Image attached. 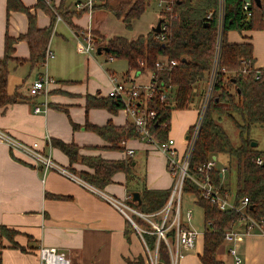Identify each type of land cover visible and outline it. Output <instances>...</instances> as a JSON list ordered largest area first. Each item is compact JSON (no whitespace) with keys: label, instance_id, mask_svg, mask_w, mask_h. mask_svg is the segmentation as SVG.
<instances>
[{"label":"crops","instance_id":"1","mask_svg":"<svg viewBox=\"0 0 264 264\" xmlns=\"http://www.w3.org/2000/svg\"><path fill=\"white\" fill-rule=\"evenodd\" d=\"M50 1L57 6L61 0ZM81 1L67 0L66 4L72 5L71 11H76L75 3ZM21 2L35 14L39 27L50 24V16L40 6H36L39 0ZM6 4V0H0V56L4 53L6 33L11 37H18L28 27L27 15L12 10L7 13ZM158 8L160 11L159 6ZM102 16V13L93 10L81 14L74 12L69 21L63 16H60L59 21L55 19L49 42L54 57L48 60L45 67L30 65L25 41L17 40L14 43V57L20 61L9 64L8 91L12 92L17 85H21L18 92L24 98L0 109V130L24 143L37 141L43 154L75 178L56 170H44L26 155L12 151L0 142V226L14 231L13 241L18 245L12 246L9 238L0 231V264H39L40 246L64 252L71 264H138L140 257L147 264L143 237L128 221L127 216L106 200L104 195L122 201L131 209L139 210L137 201L132 200V191L140 193L143 186L156 190L169 189L173 184V177L167 167L165 153L157 149L155 144L137 136L116 143L86 127L87 123L98 126L110 123L121 129L133 125V118L124 107L109 110L88 106V97H107L112 87V76L122 77L126 85H135L146 93L144 88L151 83L153 77L151 70H144L149 75L147 81L142 83L138 78L143 72H129L128 64L124 71L117 72L119 67L113 64L117 58L107 57V51H102L99 55L95 47L94 50L85 52L73 40H70L69 45L68 38L71 34L77 36L79 32L89 31L90 27H96L99 34L109 37L110 33L102 31L105 29ZM137 20L132 23V28ZM153 26L155 25L151 28ZM54 35L60 36L56 43L52 40ZM227 40L234 43L249 41L252 44L254 67L264 69V28L232 30L227 33ZM43 72L55 80L46 99L40 95L31 96L27 91L31 82ZM205 87L204 82L196 84L190 107L171 112L167 137L174 140L178 159L183 154L188 130L196 121ZM43 100H47L48 109L45 112H34V106L40 105ZM52 139L74 145L76 159L70 160L64 151L52 145ZM128 150H133V154L129 155ZM82 158L124 163L130 161V172L116 171L110 182L98 188L81 179L80 172L92 174L95 171ZM215 160L221 161L219 168H226L227 157L220 156ZM222 175L226 182L225 172ZM188 211L191 212L189 218ZM129 214L134 220L138 218L132 212ZM180 215L182 227L195 230L197 236L192 248L178 246L175 264H202L200 256L203 253V232L198 233L199 226L192 223L190 208L182 213V200ZM244 229L243 221L234 223L231 228V231L237 233L234 240H224L218 247L216 255L223 264H237L236 256L240 259L238 264H264V235L257 228L248 233ZM230 249H235L236 255Z\"/></svg>","mask_w":264,"mask_h":264},{"label":"trees","instance_id":"2","mask_svg":"<svg viewBox=\"0 0 264 264\" xmlns=\"http://www.w3.org/2000/svg\"><path fill=\"white\" fill-rule=\"evenodd\" d=\"M66 1L61 0L59 5L55 6L53 2L50 4V0H39L36 6L45 10L51 19L47 27H39L35 14L21 0H6L7 13L11 10L24 12L28 17V27L26 32L18 37H11L7 33L5 35L4 53L0 56V109L3 110L9 104L24 98L18 92L21 85H17L12 92L8 91L9 64L20 61L14 57V43L17 40L26 42L29 50L27 61L30 65L41 67L45 61L57 15L69 21L74 12L81 14L94 10L102 15L108 12L120 19L126 29H131L132 23L143 14L149 3L158 0H93L91 6L85 5L76 11H71L72 5L66 4ZM163 1L167 4L164 5L170 8L169 10L160 8L159 11V16H162L166 25V28L159 32L164 35V39L159 38V33L149 30L146 34H138L131 38L113 35L108 38L106 45H103L108 47L107 57L124 58L127 61L129 72L152 71L151 95L142 92L136 106L143 111H154L155 117L148 127L160 143L168 139L172 110L189 108L194 97L195 85L199 82L206 85L208 83L214 64L218 9V0ZM243 4V0H224L221 49L212 95L190 157L188 176H185L182 187V193L193 194L195 203L203 211L204 244L200 256L202 264H223L217 258V249L224 242L225 234L231 231L233 224L241 220V214L234 209L221 210L212 204L202 194L191 176L199 179L207 175L209 182L217 187L221 195L230 196L229 176L234 172V204L239 205L246 197L248 203L244 212L261 225H263L261 221L264 220V148L259 149L251 145L252 141H256L251 135L252 128L259 126L264 131V69L254 67L252 44L249 41L234 43L227 40V33L232 30L264 28V0H260L259 5L250 0L249 16ZM208 13H211L210 17H207ZM69 24L75 28L71 22ZM83 32L87 33L95 47L101 46L98 45L100 34L96 27H90L89 31ZM161 61L163 66L157 67L156 63ZM171 61L175 63L171 65ZM161 96L164 98L161 99ZM88 106L113 110L123 107V103L108 96L98 99L88 97ZM223 116L229 118L235 126L238 133L237 144L231 142L220 124ZM86 127L116 143L138 135L132 124L128 125L127 129L116 128L110 123L103 126L87 123ZM191 130L192 128L188 130V135ZM51 143L64 151L70 160L76 159L74 145L57 139H52ZM213 156L228 158L224 169L226 182L223 180L224 175H220L221 168L217 166L210 170L198 169ZM82 159L95 171L92 174L80 172L81 179L98 188L110 182L114 172L119 170L128 174L130 172V161L124 163ZM257 159H261L262 162L257 163ZM167 167L170 171L169 164ZM170 173L174 177V174ZM170 191L171 188L156 190L143 186L140 189L139 211L154 213L160 210L166 203ZM135 222L145 229H151V226L141 218H135ZM0 231L9 238L12 246L18 247L13 241V230L0 226ZM166 236L173 243L175 229H170ZM142 237L147 247L153 250L156 235L142 233ZM138 264H144L143 258H139ZM157 264H171L169 249L163 240L158 242Z\"/></svg>","mask_w":264,"mask_h":264},{"label":"built area","instance_id":"3","mask_svg":"<svg viewBox=\"0 0 264 264\" xmlns=\"http://www.w3.org/2000/svg\"><path fill=\"white\" fill-rule=\"evenodd\" d=\"M93 0H87L85 2H77L75 4L76 9H80L81 7L87 5L91 6ZM158 6L160 8H165L169 10V6H166V2L163 0L157 1ZM250 2H245L243 4V8L246 10L247 15H250V11L248 9ZM166 4V5H164ZM223 14H224V0H218V9H217V36L215 41V51H214V64L209 76L208 83L206 85V89L202 98V102L200 108L198 110L197 118L195 123L192 126V130L190 134L186 136L185 140V148L182 156L178 159L177 151L174 146V140L168 138L165 142H158L152 133L149 130L148 124L155 117L154 111H143L138 109L136 106L139 101L140 94L142 91L135 85H126L122 77H111L112 87L107 93L108 97H113L120 100L123 103L124 109H126L133 118V125L135 131L137 132V137L148 142L153 143L157 146L161 152L165 153L168 164L170 167V172L174 174L173 184L171 186V191L169 197L164 204V206L154 212V213H143L139 210L131 209L122 201H119L111 196L104 195V198L108 200L111 204H113L121 213L127 216L128 221L133 225L136 231L142 236V233H151L156 235V244L153 250H150L144 239V245L146 248V259L147 264H157V248L159 240H163L168 246L170 253L171 264H175L176 258L178 255V246L182 245L186 248H192L194 246V242L197 236V232L193 229H184L181 224V215H180V206L182 200V187L185 176H188V164L190 161V157L192 155L199 130L202 126L207 107L212 95L213 84L215 81V75L217 71V64L219 61L220 49H221V41H222V27H223ZM211 13L207 14V17H210ZM61 20L59 15L56 16V21ZM166 25L164 23L161 24V29H165ZM159 38L164 39V35L159 33ZM87 40L89 44L84 48V50L80 46V50L85 52H90L95 49L91 38L87 35ZM54 57L52 50L48 47L45 54V61L43 62L42 67H45L48 60ZM175 62L171 61L170 64L173 65ZM157 67H162L163 63L157 62ZM55 83V80L48 75L46 72H43L40 77L33 80L31 84L28 86V93L31 96H43L46 99V96L49 92L50 86ZM152 84L150 83L147 87L144 88V91L149 96L151 95ZM164 96H161L163 99ZM48 109L47 100H43L40 105L34 106V112H45ZM0 142L4 143L8 148L12 151H16L26 155L31 161L37 163L43 167L44 170H56L64 175H68L71 178H75L74 175L70 174L68 171L60 167L58 164L53 162L51 158L42 153L39 149V144L37 141L32 142L30 144L21 142L14 137L10 136L6 132L0 130ZM127 153L129 155L133 154V150H128ZM261 159H257V163H261ZM215 160L210 159L204 166H199V170H210L215 167ZM224 172V169L221 168V173ZM193 181L198 185L202 194L208 198V200L218 206L221 210L234 209L241 214L240 221L244 222V232H250L254 228H257L261 234L264 235V220L261 221L263 225L254 220L250 215L245 213L244 209L247 206L248 199L244 197L239 205H235L234 202L229 200V195L223 196L218 191L217 187H214L212 183L209 182L207 175L205 178L195 179L191 176ZM78 179V178H77ZM78 181L84 183L81 179ZM88 185V184H85ZM89 186V185H88ZM90 188L93 189L92 186ZM94 190V189H93ZM129 212L134 213L138 218H141L146 223L151 226V229H145L142 226H139L134 218L130 216ZM188 218L191 216V212H187ZM174 228L175 229V239L174 242L171 243L167 238L166 233ZM236 232L230 231L225 234V240H234ZM152 251V252H151ZM230 252L236 255L235 249H230ZM38 257L39 264H71L70 259L67 255L58 251L52 247L40 246L38 249ZM235 262L240 263V259L238 256L235 257Z\"/></svg>","mask_w":264,"mask_h":264},{"label":"rangeland","instance_id":"4","mask_svg":"<svg viewBox=\"0 0 264 264\" xmlns=\"http://www.w3.org/2000/svg\"><path fill=\"white\" fill-rule=\"evenodd\" d=\"M71 1H74V0H71ZM84 1H87V0H82L81 2H84ZM50 4H52V1L50 2ZM50 4H48V5H50ZM158 14H159V8H158L157 2L151 1L149 6L146 7V9L144 10L143 14L135 22L134 27L132 29H126L124 24L121 22L120 19L114 17L111 13L106 12L102 16V19L104 18L103 20H104V27H105V29H103L102 31L106 30L108 33H110L111 35L109 37H111L113 35H118V36H125L127 38H131V37L136 36L137 33L146 34L148 32V30L151 28V26L155 25L157 23ZM158 18H162V16H158ZM104 35L100 34V36L98 38V41H99L98 45H101V46L106 45L109 37L108 36L106 37ZM58 37H60V36L54 35V38L52 39L54 43H56ZM71 37H73V38H71ZM71 37L69 36V38H68L69 45L71 44L70 40H73V43L78 44L84 50V48L89 44V42L87 40V33L86 32H79V35H77V36L74 34H71ZM101 57H104V55H102ZM113 64H116L119 67L120 71L117 69V72H121V71H124L126 69L127 61L124 58H117V59H115ZM148 75H149V72L145 71L140 75L138 80L142 83H145L147 81ZM220 124L226 130L227 134L230 137L231 142L233 144H237L238 133H237V130L235 129V126L232 123V121H230V119L227 118L226 116H223L221 118ZM251 135L255 138V140L258 144L257 147L259 149L264 148V131H263V128H261L259 126L253 127L251 130ZM215 165L218 167H221V161L220 160L218 162L215 161ZM234 176H235L234 172H231V175L229 176V180L231 182V194L229 196V200L232 202L234 200L233 199L234 198L233 197ZM181 198H182V213H184L187 210V208H190L192 211V215H193L192 223H194V225H196V226H199V228H198L199 231L197 230L198 233L203 232V230H204L203 213H202L201 208L194 202L195 196L193 194L184 193V194H182ZM199 221L201 222L200 224H199Z\"/></svg>","mask_w":264,"mask_h":264},{"label":"water","instance_id":"5","mask_svg":"<svg viewBox=\"0 0 264 264\" xmlns=\"http://www.w3.org/2000/svg\"><path fill=\"white\" fill-rule=\"evenodd\" d=\"M243 1H245V2H250V0H243ZM254 2H255L257 5L260 4V0H254ZM163 21H164L163 18H159L158 21H157V23L155 24V26H153V27L151 28V30L154 31V32H156V33H159V32L161 31V24H162ZM102 51H108V47H106V46H102V47H100V46H99V47L96 48V52H97L98 54H100ZM251 145H252V146H257V142H256V141H252V142H251ZM212 158L215 160L216 157L213 156ZM220 175H222V174H220ZM131 195H132V200H133V201H137L138 204L141 203L140 193H139L138 191H132Z\"/></svg>","mask_w":264,"mask_h":264}]
</instances>
